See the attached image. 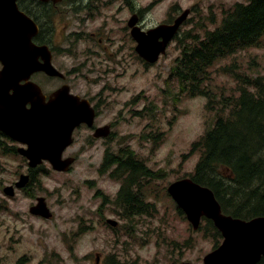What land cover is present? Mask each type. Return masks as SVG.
Wrapping results in <instances>:
<instances>
[{
    "label": "rangeland",
    "instance_id": "rangeland-1",
    "mask_svg": "<svg viewBox=\"0 0 264 264\" xmlns=\"http://www.w3.org/2000/svg\"><path fill=\"white\" fill-rule=\"evenodd\" d=\"M97 2H92L97 11L92 6L88 11V2L63 3L61 17L49 27L59 51L54 65L66 76L72 70L73 92L91 101L98 118L94 128L84 123L75 129L73 144L63 154L75 159L70 171L61 173L45 163L28 192L7 196L5 189L29 167L20 154L0 155V264H204L223 238L211 236L207 220L194 230L168 189L195 171L201 152H192V146L214 114L206 111L207 97L181 94L172 69L185 34L214 30L225 10L248 0ZM186 10L189 18L166 55L156 65L145 64L128 27L134 13L141 11L139 26L147 31L172 23ZM209 71L206 86L212 95L237 94L236 75L253 79L264 74V37L258 46L219 60ZM35 78L41 82L44 76ZM56 86L53 80L43 83L47 92ZM107 125L112 126L109 138H94L95 128ZM125 149L155 175L131 188L150 206L129 218L126 212L135 209L119 201L124 180L112 176L114 169L100 171L107 151L117 156ZM38 198L46 200L49 219L30 213ZM109 220L118 225L112 227Z\"/></svg>",
    "mask_w": 264,
    "mask_h": 264
},
{
    "label": "water",
    "instance_id": "water-1",
    "mask_svg": "<svg viewBox=\"0 0 264 264\" xmlns=\"http://www.w3.org/2000/svg\"><path fill=\"white\" fill-rule=\"evenodd\" d=\"M17 1L0 0V61L3 64L0 71V130L27 146L20 148L19 152L29 161L30 168L36 169L48 162L55 171L69 172L75 159H64V151L73 144L72 137L77 127L84 123L89 127L94 125L96 112L89 101L70 95L67 86L46 102L35 83L19 85L20 81H28L38 72L49 77L64 76L51 66L48 46L33 45L32 38L37 34V25L18 10ZM62 1L53 0L55 4ZM190 13V10L183 11L172 24H161L148 31L139 26V16L133 15L128 27L137 43V54L145 62L156 64L166 54ZM40 56L45 58V63L41 65L38 64ZM9 87L14 88L15 94H8ZM14 102L22 104L15 109ZM109 136V127L100 128L95 133L96 138ZM29 181L30 177L23 175L16 183V188H25ZM168 192L194 230H198L202 220L207 219L221 233L224 239L222 245L205 257L204 264L261 262L264 257V216L245 221L224 214L214 192L191 178L173 183ZM5 193L14 197L15 188H6ZM30 213L46 219L51 215L44 198L38 199ZM108 224L114 228L118 225L112 220Z\"/></svg>",
    "mask_w": 264,
    "mask_h": 264
},
{
    "label": "trees",
    "instance_id": "trees-1",
    "mask_svg": "<svg viewBox=\"0 0 264 264\" xmlns=\"http://www.w3.org/2000/svg\"><path fill=\"white\" fill-rule=\"evenodd\" d=\"M263 37L264 0L237 3L225 10L214 30L184 35L172 69L181 94L207 97L206 111L214 114L210 127L192 146L201 157L189 178L214 192L224 214L245 221L264 216V74L253 79L236 75L239 84L232 96L212 95L206 83L216 62L258 46ZM9 152L19 155L16 148ZM135 156L129 149L117 156L107 151L100 169L103 174L114 169L112 176L124 180L119 201L135 209L126 212L127 218L148 212L150 205L131 188L155 177ZM206 225L214 239H222L212 221Z\"/></svg>",
    "mask_w": 264,
    "mask_h": 264
},
{
    "label": "flooded vegetation",
    "instance_id": "flooded-vegetation-1",
    "mask_svg": "<svg viewBox=\"0 0 264 264\" xmlns=\"http://www.w3.org/2000/svg\"><path fill=\"white\" fill-rule=\"evenodd\" d=\"M97 1H99V0H63L62 2H60L58 4H55L53 2V0H48V1H45V0H18L17 1L16 4H17V7H18V10L21 13L25 14L26 16H28L29 18H31L35 22V24L37 25V34L32 38L33 45H35L36 47H47L48 46V49H49V51L51 53V66L53 68H55L57 71H59L60 73H62L63 76H64V77H49L45 73H42V72L39 73L38 72V73H34L30 77V79L28 81H26V80L20 81L19 82L20 86L25 85L26 83H29V82L35 83L41 89L42 94H43L46 102H48L50 100L51 96L54 93L59 91L61 88H64V87L67 86V87H69L70 95L79 96L81 98V100H87V101H89L91 103V101L88 100L87 98L81 97L80 95H78V94L73 92V88L71 86V79H69V77H71L72 70L68 71V76H69L68 77L63 72H61L60 69L57 66L54 65V62L56 61V56H58L59 51H58V49H56L52 45V43L54 42L55 32L54 31L52 32L50 27H51V23L53 21H55V20H57V19H59L61 17V13H62L61 12V6L63 5V3H65L67 5L75 6L77 4H83L84 2H88V4L87 3L84 4V5H86V9H88V11H91L90 7L92 6V8H94L97 11V8L94 7V5H92V2L95 3V4H98ZM92 11H93V9H92ZM140 13H141V11H140ZM140 13L139 12L138 13H134V14H137L139 16V19H140L139 21H141V16H140L141 14ZM76 36L79 37V35H76ZM92 37H95L94 33L92 34ZM100 40H101L100 42L104 41L103 39H100ZM105 41H108V38H105ZM60 53H61V51H60ZM43 59H45V58H43V56H40L38 58V62H39L38 64L39 65L45 63V61ZM144 63L147 64V65H151V64H148L146 62H144ZM1 69H3V64L0 61V71H1ZM36 75H43L44 76V78L40 79L41 82H39L35 78ZM46 80L55 81L57 83L56 88L54 90H52V91L47 92V90L43 87V83H45ZM8 92H9L8 94L12 95L13 92H14V88L13 87H9L8 88ZM91 106H92V103H91ZM93 108L96 111V119H97L98 118V111L96 110L95 107H93ZM95 122H96V120H95ZM94 126H95V124H94ZM94 126H92V128H94ZM104 127H106V126H104ZM104 127H97V128H95V131L98 128H104ZM107 127H109L111 132H112V126L111 125H107ZM94 135H95V133H94ZM112 136L114 137V135H112ZM94 138H95V136H94ZM8 143H16V142L13 141V139L11 137L7 136L6 134H4L0 130V155L1 156L9 155L10 154L9 151H12V149L15 148V147H13L14 145H9ZM24 160H25V162L27 163V165L29 167L28 160H26L25 158H24ZM42 166H39L36 169H32V168L29 167L28 168V172L26 174V175H28L30 177V181H29L28 185L25 188H23V189H19V188H16V183H18V182H16L15 185L11 186V187L15 188V193H16L17 190L18 191H21V190L24 191L25 190L26 192H28L27 188L28 187L31 188V186L34 184L35 179L37 177V174L41 171V167ZM22 176L23 175H21V177ZM32 207H34V206H32Z\"/></svg>",
    "mask_w": 264,
    "mask_h": 264
},
{
    "label": "bare ground",
    "instance_id": "bare-ground-1",
    "mask_svg": "<svg viewBox=\"0 0 264 264\" xmlns=\"http://www.w3.org/2000/svg\"><path fill=\"white\" fill-rule=\"evenodd\" d=\"M13 94H15V92H13ZM21 104H22V102H21V103H18V104L14 102L13 105L15 106L14 108L17 109L18 107L21 106ZM11 105H12V104H11ZM18 119H19V118H18ZM15 122H16V121H15ZM18 126H20V125H18Z\"/></svg>",
    "mask_w": 264,
    "mask_h": 264
}]
</instances>
